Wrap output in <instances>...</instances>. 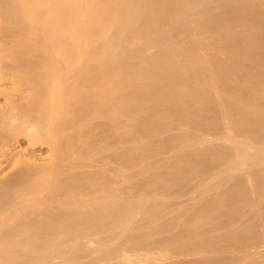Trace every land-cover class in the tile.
Masks as SVG:
<instances>
[{
    "label": "bare ground",
    "instance_id": "bare-ground-1",
    "mask_svg": "<svg viewBox=\"0 0 264 264\" xmlns=\"http://www.w3.org/2000/svg\"><path fill=\"white\" fill-rule=\"evenodd\" d=\"M0 79V264H264V0H0Z\"/></svg>",
    "mask_w": 264,
    "mask_h": 264
},
{
    "label": "rangeland",
    "instance_id": "rangeland-1",
    "mask_svg": "<svg viewBox=\"0 0 264 264\" xmlns=\"http://www.w3.org/2000/svg\"><path fill=\"white\" fill-rule=\"evenodd\" d=\"M0 82H1V79H0ZM0 84H2V82ZM3 85L5 86V84H2V86H0V88L2 87V89H3V87H4ZM1 101H3V99H1ZM4 144L5 145L3 147L6 148V149L2 148L4 151L5 150L6 151L14 150L16 152H19L21 147H22V149L25 147L24 149L26 151H28L27 153H29L28 157H25V158H28V159L32 158V156H34V154H37V156H38L39 154L45 152V150H46V146H44L42 144H36V145H34V147L32 146L31 148H29L27 146L28 144H27L26 137H23V136H19L17 138H15L13 136H7V137L5 136ZM3 159H4V157L2 158V160ZM11 162H12V160H11ZM10 166H11L10 161H7V162L5 161V163H3V165H2V176L4 175V177H5V174L8 173L9 168H11L13 165L11 167ZM10 172H12V171H10Z\"/></svg>",
    "mask_w": 264,
    "mask_h": 264
}]
</instances>
